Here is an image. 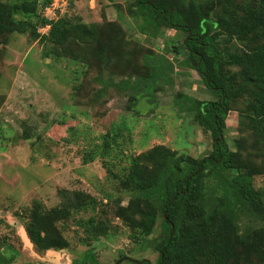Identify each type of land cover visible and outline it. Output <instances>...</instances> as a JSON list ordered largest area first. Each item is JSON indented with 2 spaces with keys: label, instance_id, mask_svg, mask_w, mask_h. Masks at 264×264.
<instances>
[{
  "label": "rangeland",
  "instance_id": "374dc122",
  "mask_svg": "<svg viewBox=\"0 0 264 264\" xmlns=\"http://www.w3.org/2000/svg\"><path fill=\"white\" fill-rule=\"evenodd\" d=\"M22 1L0 0L8 6ZM43 1L37 0V5ZM240 1L217 0L215 8L222 14ZM134 3L67 0L53 19L64 16L72 23L95 26L97 41L87 44L59 47L32 40L28 31L0 36V264H74L88 250L99 264H116L123 256L149 264L157 261L154 246L162 237L161 218L144 235L116 217V208L124 207L131 196L122 182L131 160L157 145L196 159L208 156L213 136L198 123L193 101L216 100L218 93L207 89L198 72L184 64L183 31L161 27L155 37L150 29L141 30L143 19L137 9L133 16L129 13ZM40 6L35 17L16 14L13 18L36 22L44 17ZM109 23L125 34L114 39ZM48 30L47 26L38 28L40 34ZM259 42L253 35L220 36L215 46L227 58L243 55ZM64 48L74 51L73 56L62 54ZM146 54L159 74L153 83L157 104L149 110L152 104L139 98L129 109L136 74L147 73L142 66ZM239 69L222 67L233 94L222 139L228 150L260 169L264 167V142L252 134L254 90L237 78ZM235 174L231 171L228 177ZM205 185L212 199L224 197L227 190L235 196L225 213L240 234L250 238L260 234L264 217L238 191L223 188L215 180ZM250 187L260 193L264 207V173L252 176ZM75 192L88 198L72 210L69 219L55 224L68 247L34 249L24 230L33 203L38 201L49 210L73 200Z\"/></svg>",
  "mask_w": 264,
  "mask_h": 264
},
{
  "label": "trees",
  "instance_id": "16d2710c",
  "mask_svg": "<svg viewBox=\"0 0 264 264\" xmlns=\"http://www.w3.org/2000/svg\"><path fill=\"white\" fill-rule=\"evenodd\" d=\"M216 1L191 0L184 4L182 0H135L134 10H129L133 16L137 9L136 12L143 19L141 30L150 29L152 36L157 37L161 27L182 30L186 35L184 64L198 72L207 89L218 93L216 100L193 101L198 123L213 136V150L208 156L196 159L157 145L131 160L122 182L131 196L124 207L116 208V217L144 235H149L158 216L161 218L162 237L154 246L158 251L154 264H264V229L252 238L240 234L231 216L225 213V208L231 205V199L235 196H230L227 190L224 197L212 199L205 185L208 180H215L223 188L235 189L264 217L260 193L250 187V178L263 174L264 167L250 166L240 159L238 152L228 150L225 139H222L223 120L233 95L229 80L222 74V67L235 65L240 68L236 73L237 78L254 90L250 102L252 134L264 142V0H242L222 14L215 8L218 4ZM223 1L226 4L229 2ZM51 2L44 0L41 6L37 5V0H24L12 6L0 2V36L28 31L32 40L59 47L68 43L97 41L95 26L72 23L64 16H58L55 21L43 17L36 22L29 19L16 21L13 18L16 14L35 17L39 6L43 11ZM109 24L114 39L118 40L119 35L125 34L123 29ZM44 26H49V30L46 34H40L38 28ZM250 35L260 42L243 55L223 58L215 46L220 36L241 38ZM66 52H69L67 56H73L71 49H62V54ZM113 55L122 60L119 53L113 52ZM151 61L149 54L143 56L142 66L147 73L136 74L129 109L136 105L139 98H145L152 104L149 110L156 107L153 83L159 80V74ZM231 171L236 174L229 178ZM73 198L49 210L38 201L33 203L30 221L24 230L34 249L43 252L68 247L67 239L55 224L69 219L72 210L84 204V198H88V195L75 192ZM74 201L78 204L74 205ZM99 233L102 236L105 232ZM123 260L130 264H149L147 260L138 261L125 256L116 262L120 264ZM87 262L99 264L89 250L82 256L81 262L75 261L74 264Z\"/></svg>",
  "mask_w": 264,
  "mask_h": 264
},
{
  "label": "built area",
  "instance_id": "2783aa9c",
  "mask_svg": "<svg viewBox=\"0 0 264 264\" xmlns=\"http://www.w3.org/2000/svg\"><path fill=\"white\" fill-rule=\"evenodd\" d=\"M65 3H67V0H52L51 4L44 9V17L48 20H56L58 17H56V19L53 18L61 10V8H63ZM60 12H62V10Z\"/></svg>",
  "mask_w": 264,
  "mask_h": 264
},
{
  "label": "water",
  "instance_id": "95a60500",
  "mask_svg": "<svg viewBox=\"0 0 264 264\" xmlns=\"http://www.w3.org/2000/svg\"><path fill=\"white\" fill-rule=\"evenodd\" d=\"M116 264H118V262H116ZM139 264H141V263H139Z\"/></svg>",
  "mask_w": 264,
  "mask_h": 264
}]
</instances>
